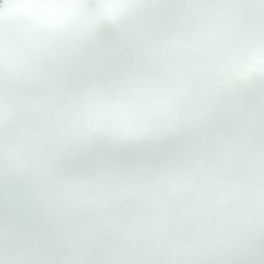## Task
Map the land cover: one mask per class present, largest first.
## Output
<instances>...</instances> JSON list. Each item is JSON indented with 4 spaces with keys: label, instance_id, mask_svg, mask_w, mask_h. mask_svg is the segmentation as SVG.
<instances>
[{
    "label": "snow or ice",
    "instance_id": "1",
    "mask_svg": "<svg viewBox=\"0 0 264 264\" xmlns=\"http://www.w3.org/2000/svg\"><path fill=\"white\" fill-rule=\"evenodd\" d=\"M0 264H264V0H0Z\"/></svg>",
    "mask_w": 264,
    "mask_h": 264
}]
</instances>
